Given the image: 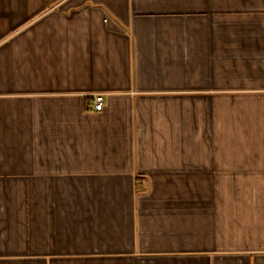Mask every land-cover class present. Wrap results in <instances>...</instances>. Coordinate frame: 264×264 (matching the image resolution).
Masks as SVG:
<instances>
[{"label": "crops", "instance_id": "obj_1", "mask_svg": "<svg viewBox=\"0 0 264 264\" xmlns=\"http://www.w3.org/2000/svg\"><path fill=\"white\" fill-rule=\"evenodd\" d=\"M0 264H264V0H0Z\"/></svg>", "mask_w": 264, "mask_h": 264}, {"label": "built area", "instance_id": "obj_2", "mask_svg": "<svg viewBox=\"0 0 264 264\" xmlns=\"http://www.w3.org/2000/svg\"><path fill=\"white\" fill-rule=\"evenodd\" d=\"M93 105L96 110L103 108V96L102 94H95L93 98Z\"/></svg>", "mask_w": 264, "mask_h": 264}]
</instances>
